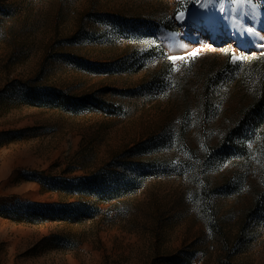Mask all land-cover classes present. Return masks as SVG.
I'll use <instances>...</instances> for the list:
<instances>
[{
    "label": "rangeland",
    "instance_id": "obj_1",
    "mask_svg": "<svg viewBox=\"0 0 264 264\" xmlns=\"http://www.w3.org/2000/svg\"><path fill=\"white\" fill-rule=\"evenodd\" d=\"M263 77L264 0H0V264H264Z\"/></svg>",
    "mask_w": 264,
    "mask_h": 264
},
{
    "label": "trees",
    "instance_id": "obj_2",
    "mask_svg": "<svg viewBox=\"0 0 264 264\" xmlns=\"http://www.w3.org/2000/svg\"><path fill=\"white\" fill-rule=\"evenodd\" d=\"M263 108H264V77L262 79L256 100L253 102V104L247 110H245V112L243 114L244 116H243L242 120L245 119L244 124L256 121V120H254L255 117L252 114H254L256 111L262 110ZM109 111H110V113H112V110L109 109ZM56 180H61L66 185H69V186H64V189L66 191H67V189H68V191L69 190L78 191V192H76L77 195H79L82 198L78 199L77 201H73V202H69V203H62L60 205V207H58V208L56 206H52V205L50 207L44 208L45 206L41 203H32L31 204L32 206L38 207L37 209H42V211L44 209H53V211L56 213L57 217H59L60 219H63L64 221H67V222L77 219V218H75V215H78V213H82L84 215L93 214L94 208L90 205V203L88 201H84L85 197L88 196V193H86V190L90 184V181L92 180L91 176L75 177V181H73L72 179H69V178H56ZM45 181L46 180L41 181L43 186L45 187V189H51V190L57 189V188H54L53 186L52 187L49 186V184L46 185ZM82 207H84V210H81ZM80 211H83V212H80Z\"/></svg>",
    "mask_w": 264,
    "mask_h": 264
},
{
    "label": "snow or ice",
    "instance_id": "obj_3",
    "mask_svg": "<svg viewBox=\"0 0 264 264\" xmlns=\"http://www.w3.org/2000/svg\"><path fill=\"white\" fill-rule=\"evenodd\" d=\"M178 18H181V16H178ZM188 55L195 57L197 55V52L193 51L191 53H188ZM169 59L170 60H178V59H184V57H182V56H180V57L173 56V57H170ZM233 59L235 60L236 57H233Z\"/></svg>",
    "mask_w": 264,
    "mask_h": 264
},
{
    "label": "bare ground",
    "instance_id": "obj_4",
    "mask_svg": "<svg viewBox=\"0 0 264 264\" xmlns=\"http://www.w3.org/2000/svg\"><path fill=\"white\" fill-rule=\"evenodd\" d=\"M235 24V23H234ZM239 27H241V26H239ZM239 36V35H238Z\"/></svg>",
    "mask_w": 264,
    "mask_h": 264
}]
</instances>
